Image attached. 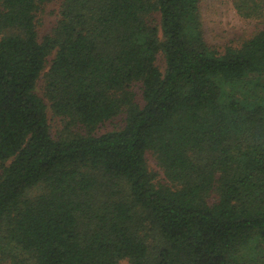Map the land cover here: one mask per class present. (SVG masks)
I'll list each match as a JSON object with an SVG mask.
<instances>
[{
  "label": "trees",
  "instance_id": "16d2710c",
  "mask_svg": "<svg viewBox=\"0 0 264 264\" xmlns=\"http://www.w3.org/2000/svg\"><path fill=\"white\" fill-rule=\"evenodd\" d=\"M51 1L0 0V264H264V28L217 48L199 0H61L39 38Z\"/></svg>",
  "mask_w": 264,
  "mask_h": 264
},
{
  "label": "rangeland",
  "instance_id": "374dc122",
  "mask_svg": "<svg viewBox=\"0 0 264 264\" xmlns=\"http://www.w3.org/2000/svg\"><path fill=\"white\" fill-rule=\"evenodd\" d=\"M61 0H52L45 4L37 13V31L39 38L50 32L57 19V11ZM200 21L206 42L217 48L225 46L238 47L242 41L254 34L259 29L264 28V16H243L235 8L234 0H199ZM156 64L163 69V57L158 54ZM47 68V64H46ZM46 70V69H45ZM135 92V98L140 102L141 94L138 84L132 87ZM36 92L45 99L43 95V78L40 76L35 86ZM47 120L50 133L53 137L59 135L63 130L64 120L54 115L47 101ZM125 122V114L106 120L99 124L94 130V134H101L107 131L120 129ZM73 131L84 132L80 125H73ZM146 161L149 168L162 176L159 167L156 165L153 155L146 153ZM158 174V175H159ZM118 264H128L126 259L120 260Z\"/></svg>",
  "mask_w": 264,
  "mask_h": 264
}]
</instances>
